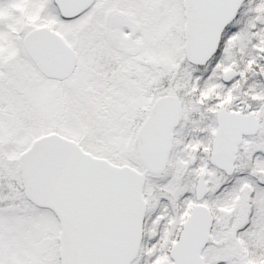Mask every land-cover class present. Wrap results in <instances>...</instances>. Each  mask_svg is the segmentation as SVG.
<instances>
[{"label": "snow or ice", "instance_id": "6c2138e0", "mask_svg": "<svg viewBox=\"0 0 264 264\" xmlns=\"http://www.w3.org/2000/svg\"><path fill=\"white\" fill-rule=\"evenodd\" d=\"M0 264H264V0H0Z\"/></svg>", "mask_w": 264, "mask_h": 264}]
</instances>
